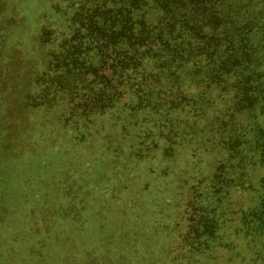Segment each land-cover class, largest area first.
I'll use <instances>...</instances> for the list:
<instances>
[{"label":"trees","instance_id":"obj_1","mask_svg":"<svg viewBox=\"0 0 264 264\" xmlns=\"http://www.w3.org/2000/svg\"><path fill=\"white\" fill-rule=\"evenodd\" d=\"M61 3L38 34L51 47L47 56L22 71L36 89L26 107L45 112L57 101L51 118L80 142L96 117L115 116L118 107L138 128L133 162L160 156L163 177L176 145L201 139L216 154L214 165L201 169L198 157L197 171L177 178L180 210L165 229H176L195 256L216 260L222 250L231 256L221 264H264V173L252 179L249 172L264 168V0ZM109 183L104 190L112 193ZM106 230L108 246L113 233ZM131 234L121 236L139 246Z\"/></svg>","mask_w":264,"mask_h":264},{"label":"rangeland","instance_id":"obj_2","mask_svg":"<svg viewBox=\"0 0 264 264\" xmlns=\"http://www.w3.org/2000/svg\"><path fill=\"white\" fill-rule=\"evenodd\" d=\"M62 1L0 0V264L225 263L230 253L217 250L216 260L195 256L178 243L176 229H165L180 210L177 178L197 171L198 157L201 169L214 165L216 154L201 139L176 145L170 173L163 177L164 158L133 162L138 128L118 107L115 116L96 117L81 142L62 120L52 119L57 101L51 111L26 107L36 89L22 71L27 61L39 59V65L41 54L51 49L38 34L53 22ZM124 125L129 130L123 135ZM118 148L120 154H114ZM158 151L164 153L160 146ZM249 172L257 179L264 168ZM108 182L112 193L104 190ZM146 183L156 192L142 190ZM124 184L129 188L119 186ZM251 198L246 193L244 203ZM104 229L113 233L108 246ZM127 229L139 246H128L121 236Z\"/></svg>","mask_w":264,"mask_h":264}]
</instances>
